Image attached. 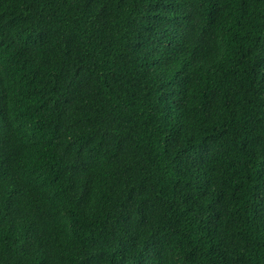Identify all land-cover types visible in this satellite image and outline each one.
<instances>
[{
  "label": "trees",
  "instance_id": "16d2710c",
  "mask_svg": "<svg viewBox=\"0 0 264 264\" xmlns=\"http://www.w3.org/2000/svg\"><path fill=\"white\" fill-rule=\"evenodd\" d=\"M0 264H264V0H0Z\"/></svg>",
  "mask_w": 264,
  "mask_h": 264
}]
</instances>
